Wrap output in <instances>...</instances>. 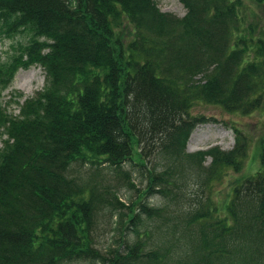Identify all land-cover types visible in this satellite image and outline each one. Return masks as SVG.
I'll list each match as a JSON object with an SVG mask.
<instances>
[{
  "label": "trees",
  "instance_id": "obj_1",
  "mask_svg": "<svg viewBox=\"0 0 264 264\" xmlns=\"http://www.w3.org/2000/svg\"><path fill=\"white\" fill-rule=\"evenodd\" d=\"M248 1L264 19V0ZM180 2L182 18L154 0H0V40L10 41L0 62V264H264V154L228 188L221 216L205 194L241 170L248 137L233 126L231 150L185 151L192 131L215 121L193 116L194 105L243 115L262 106L264 39L241 35L242 0ZM32 66L42 89L5 101ZM77 165L147 172L128 239L113 249H97V220L115 217L116 233V210L128 206L118 185L72 176ZM192 188L201 197L188 198ZM154 196L161 206L149 205Z\"/></svg>",
  "mask_w": 264,
  "mask_h": 264
},
{
  "label": "rangeland",
  "instance_id": "obj_2",
  "mask_svg": "<svg viewBox=\"0 0 264 264\" xmlns=\"http://www.w3.org/2000/svg\"><path fill=\"white\" fill-rule=\"evenodd\" d=\"M154 1L161 12L170 14L176 18H182L186 13V10L180 0ZM242 2L243 5L238 11V16L240 17L241 22L240 24L243 27L242 28L240 26L239 29L240 33H242L241 35L250 33L253 38L264 39L263 16L248 0H242ZM132 36L128 39H132ZM9 45V40H0V62L5 60L6 54L10 51ZM43 84L44 73L41 68L32 66L28 69H19L14 76L10 88L2 93V97L5 101H9L13 94L19 93L22 95V99L20 100L22 103L24 99L32 97L35 93L40 91ZM262 101V106L248 115H243L241 113L228 114L219 107L202 103L194 105L191 110V114L193 116L201 115L208 118H215V121L202 123L192 131L186 145L185 151L187 153L207 150L211 147H219L224 151L231 150L235 143L234 132L231 128L233 126L239 128L243 133H245L249 140L241 170L239 172L227 171L219 181L213 184L210 195L205 194V196L210 197L209 199L212 214L214 213V209H216L220 212V215L221 212L224 215L225 212L223 207L227 200L228 188L237 182V180L244 179L249 177L250 174H254L261 167V159L264 154L261 151L264 147V100ZM10 109L14 114H18L16 105L12 104ZM142 159L145 164V168H147V170H151L153 159L150 158V155L144 156L143 154ZM209 161L210 160L208 159L206 165L209 164ZM127 170L130 171V176H128V178L123 175L116 177L114 174L109 176L105 170L101 171L90 166L79 165L75 166L73 172L71 173L72 176L79 177L81 182L87 186H93L95 184L102 186H113V184L118 185V188H115V190L119 197V201L124 204L126 203L125 205L128 206L125 207L126 209L124 210H116L117 213L115 214H121L122 218L121 227L116 233L113 231V228L116 226V218L109 217L107 214L99 216V220H97L95 226V243L100 252H103L107 247L113 249L127 241V235L131 232V230L125 229L128 225H130L127 223V215L130 216L138 211L139 206L137 198L142 199L141 194L145 192L148 176L147 172L142 177L138 173V167L128 165L126 166V171ZM129 181L135 185L134 188L128 185ZM191 190L192 191L189 190L188 192V198L194 200L195 196L201 197V193L198 189L195 190V188H192ZM147 202L151 206H161L163 204L160 197L156 196L152 197ZM152 240L153 242H156L155 237H153ZM81 264L95 263L85 262Z\"/></svg>",
  "mask_w": 264,
  "mask_h": 264
}]
</instances>
